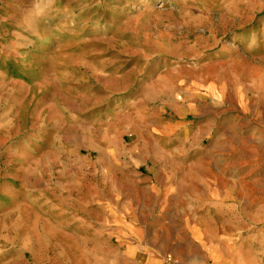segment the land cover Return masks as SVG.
<instances>
[{
  "label": "rangeland",
  "instance_id": "1",
  "mask_svg": "<svg viewBox=\"0 0 264 264\" xmlns=\"http://www.w3.org/2000/svg\"><path fill=\"white\" fill-rule=\"evenodd\" d=\"M0 264H264V0H0Z\"/></svg>",
  "mask_w": 264,
  "mask_h": 264
},
{
  "label": "crops",
  "instance_id": "2",
  "mask_svg": "<svg viewBox=\"0 0 264 264\" xmlns=\"http://www.w3.org/2000/svg\"><path fill=\"white\" fill-rule=\"evenodd\" d=\"M169 159H170V158H169ZM160 190H161V189H160ZM155 192L159 194V191H155ZM168 193H169V192H166V190L164 189V193H162V194H163V195H162V202H165L166 198L169 196ZM151 262H153V261H151Z\"/></svg>",
  "mask_w": 264,
  "mask_h": 264
}]
</instances>
